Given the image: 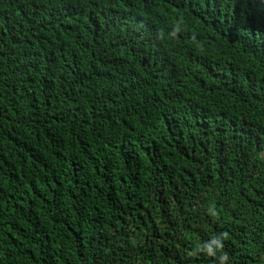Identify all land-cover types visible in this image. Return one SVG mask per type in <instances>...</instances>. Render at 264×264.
Wrapping results in <instances>:
<instances>
[{
	"label": "trees",
	"instance_id": "trees-1",
	"mask_svg": "<svg viewBox=\"0 0 264 264\" xmlns=\"http://www.w3.org/2000/svg\"><path fill=\"white\" fill-rule=\"evenodd\" d=\"M0 264H264V0H0Z\"/></svg>",
	"mask_w": 264,
	"mask_h": 264
}]
</instances>
